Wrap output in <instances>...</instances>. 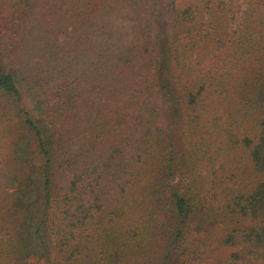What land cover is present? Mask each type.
Listing matches in <instances>:
<instances>
[{
    "label": "trees",
    "instance_id": "obj_1",
    "mask_svg": "<svg viewBox=\"0 0 264 264\" xmlns=\"http://www.w3.org/2000/svg\"><path fill=\"white\" fill-rule=\"evenodd\" d=\"M200 263L264 264V0H0V264Z\"/></svg>",
    "mask_w": 264,
    "mask_h": 264
},
{
    "label": "rangeland",
    "instance_id": "obj_2",
    "mask_svg": "<svg viewBox=\"0 0 264 264\" xmlns=\"http://www.w3.org/2000/svg\"><path fill=\"white\" fill-rule=\"evenodd\" d=\"M220 255V254H219ZM200 264H204V263H200Z\"/></svg>",
    "mask_w": 264,
    "mask_h": 264
}]
</instances>
